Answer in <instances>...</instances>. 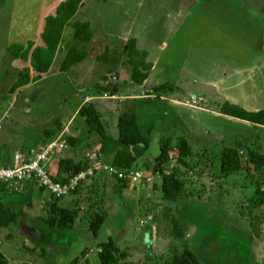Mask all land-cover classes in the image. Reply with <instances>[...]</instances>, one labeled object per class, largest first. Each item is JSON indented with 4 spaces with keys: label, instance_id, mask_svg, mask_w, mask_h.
<instances>
[{
    "label": "rangeland",
    "instance_id": "rangeland-1",
    "mask_svg": "<svg viewBox=\"0 0 264 264\" xmlns=\"http://www.w3.org/2000/svg\"><path fill=\"white\" fill-rule=\"evenodd\" d=\"M90 4L92 0H88L84 8L87 16L97 13ZM129 8L131 11H127L126 14L116 13L113 16V23L118 26L124 22L121 20H127L126 23L128 22L131 27V34L128 37L135 38L138 47L147 51L149 61L152 60L150 62H154L153 64L158 67V73L150 71L151 75L155 78L158 76L160 82L165 81L172 87L162 90L167 97L176 96L185 99L192 96L203 97L205 102L199 104L200 107L212 112H220L221 106L228 101L212 99L213 89L209 85H203L204 81L209 82V78L214 79V73H217L222 77L225 76L228 83L240 82L244 78L241 72L243 71L247 72L246 76L255 75L252 83L257 84V80L264 76V70L263 73L257 70L254 74L255 68L241 69L245 64L264 63V21L259 19L264 16V0H142L141 6L135 0H130L126 10ZM8 13L11 16L10 6L0 2V14ZM72 31V27L68 26L64 32L65 40L61 44L54 69L48 74L41 75L38 81L14 92L11 88L18 79L19 72L29 63H21L20 69L13 67L10 53L0 50L1 60L4 57L0 63V126L2 127V124L5 126L4 129L0 127V131L3 135L11 133V136H16L18 139L23 136L30 144H34L37 137H42L49 129L58 131L59 136L64 127L69 129L72 126L80 127L82 121H80L81 117L76 115V111L83 101L87 100V95L95 96L103 92L112 95L115 84L122 88L124 85L128 87L127 83L132 76L131 65H124L119 69L113 59L103 61L101 57L106 54L105 48L90 51L89 58L74 65L68 73L58 72L57 68L66 53L65 47H70L74 42L69 38ZM104 37L103 39L108 42L105 44L110 49L113 47L116 50L117 46L120 47L108 56L116 59L119 55L118 58L121 60L124 56V40L109 34ZM99 39L100 45L104 44L102 37ZM169 64L177 69L175 70L177 78L174 75L171 78L175 80L169 78V74H172L170 71L166 74V71H163ZM190 65L196 68L190 71ZM102 87H108L109 91L100 90ZM249 87L251 88L247 86V89ZM254 87L256 89L257 85ZM244 88L245 86L237 91H243ZM141 90L142 88H135L137 93H141ZM256 93L257 90L255 95ZM161 95L159 92V97ZM122 96L127 94L121 91L117 96L119 99L96 101L106 129L114 136L120 147H123V144L118 141L116 117L119 111L124 112L125 103L129 102L125 100L123 103L120 98ZM252 98L249 97L243 102L248 109L255 108V103H259V100L256 102L255 98ZM260 101L264 105V96H261ZM138 102L136 109L143 115V118L139 116V120H146L144 118L148 110L158 108L171 110L170 103L161 98ZM182 113L184 115L173 116L156 124L157 133L152 137L149 157L151 160L159 155L160 141L163 137L165 139L173 137L171 139L175 140L181 136L189 140L193 152L185 158L186 165H180L175 157L178 162L176 173L185 182L183 194L186 197L184 199H187L185 214L192 222H197L198 227L184 220L183 228L191 227L195 230L190 231L186 240H175L171 233L172 215L167 216L168 213H165V206L171 205V202L162 199L159 190H152L155 185L161 187L163 184V177H155L149 184V193L146 189L145 195L136 196L137 199L140 196L145 197L143 203L145 211L138 214V217L143 219L146 213L147 216L152 214L156 223H159V235L164 240L163 250L159 248L155 251L156 256L148 258L146 251L134 252L139 255L137 257L139 260H136L135 254H131L128 257L130 262L125 261L122 264H167L171 260L172 253L181 252L184 246L189 247L202 264H264V233L256 240L251 233L253 232L251 222L256 221V217L264 221V205H258L254 200L258 197V189H264L261 183L264 180V168L262 172H257L255 166L249 162L251 150L264 154V127H255L246 122H232L226 118L206 114L193 116L185 111ZM1 120L4 122L2 123ZM95 148L94 146L92 153H97ZM225 148L237 149L243 165L240 170L228 175L221 173L222 152ZM70 149L68 146L65 157L73 153L74 150ZM171 164L167 166L168 174L175 170L169 169ZM138 166L141 168L138 169L139 171H148L143 168V164L138 163ZM120 183L122 181H119ZM128 183L145 188L141 180ZM98 191L95 197L97 202L102 195V190L98 189ZM43 192L48 195L47 191ZM143 198L139 200L143 201ZM70 199L71 197L66 198L62 203L69 202ZM38 210L37 206L34 209L26 207L23 213L36 215L40 212ZM84 212L85 218L88 213ZM137 219L136 217V226L140 227ZM262 228L264 229V223ZM134 234L135 231L129 235L126 243L119 242L123 251L134 245L132 239ZM23 238L22 236L17 238L21 249ZM98 249L95 247L96 251ZM41 252L42 250L37 249L36 255L40 253V261L44 258ZM126 252L130 254V250ZM161 252L164 254L160 255ZM91 259L95 264H101L98 255L94 254ZM75 261V264H78L79 261ZM86 263L87 261L83 264Z\"/></svg>",
    "mask_w": 264,
    "mask_h": 264
},
{
    "label": "crops",
    "instance_id": "crops-1",
    "mask_svg": "<svg viewBox=\"0 0 264 264\" xmlns=\"http://www.w3.org/2000/svg\"><path fill=\"white\" fill-rule=\"evenodd\" d=\"M63 1L65 0H0L2 4H8L10 6V10H12L11 16L10 13L5 15L0 14V50L8 51V47H10V45L12 44H27L29 41H34L36 43V46H44L41 35L45 28L46 18L50 15H54L58 6ZM129 1L130 0H92V4L90 5L91 7L97 10V13L90 14V16H87L85 14L84 8L88 0H84L82 8L75 15L73 21H90L94 30L93 40L86 45V49H88V54L85 60L89 58L90 51L92 52L93 50L105 48V52H109L108 54H112L120 49V47L118 46L116 47V50L113 47H111L110 49V47L107 45L108 42L103 39L105 38L104 35L106 36L107 34H109L110 36H119L121 39L124 40L125 43L129 39H131L128 37L129 34H131V27L129 26L128 22L126 23L127 20H121L124 22L118 24V26L113 23V16L116 13H121V15H123L126 14L127 11H131V8H129V10H126V6L128 5ZM135 2L138 3L139 6L142 5V0H135ZM80 15L82 17H80ZM259 19H262L264 21V16L259 17ZM100 37H102L104 41V44L102 45H100ZM69 38L71 39V35L69 36ZM105 42L107 44H105ZM125 43L123 45V51ZM84 45L85 44L78 45L74 41L70 47H65V51L67 52L71 47L74 46L81 47ZM118 57L119 55L116 57V59L112 58V56L110 58L109 55L105 60L110 61L111 59H113L112 61H114V64L119 69L123 68L124 65L130 66L125 53L124 56H122L121 60H119ZM57 58L58 56L56 57V60ZM10 59L12 66L17 67L19 69L21 67V63H26L22 60L14 61L12 60V58ZM149 59L147 58V62L152 65L151 73H158V67L153 64L154 62H150L152 60L149 61ZM3 60L4 57L2 60L0 57V63ZM28 66H30V64ZM28 66H24L23 68ZM53 66H55V63ZM194 68L196 67L190 65L189 70L192 71ZM253 68H255L256 70L254 74L257 72V70L258 72L263 73L262 71L264 70V63H257L255 65L245 64V67L241 69L253 70ZM53 69L54 67H52V70ZM175 70L177 69L173 68V66L171 67L169 64L163 71H166L165 74L170 71L172 74H169V78L171 79L173 75L176 77L177 71ZM58 72L60 71L58 70ZM241 72L244 74L242 76L244 78H242L240 82L234 81L232 83H228V81L225 80V76L222 77L221 75L214 73V79L209 78V82L204 81L205 84L203 85H209V87L213 89L212 99L219 98L224 100V102L228 101L232 104H236L239 106L242 105L245 109L249 111L264 110V105L261 104L262 102L260 101L261 96H264V76L259 81L257 80V84H253L252 81L255 79V75L253 77H249L246 76L247 72ZM151 73L148 76V79L142 85L133 82L131 80V76L130 81L127 83L128 87H125L124 85V88H122L118 84L113 85L112 89L114 90L116 88V93L115 95L114 93L112 95H109L110 98L106 99L103 96L104 94H108L109 92H103L102 94L95 96L87 95V100H84L79 107L80 109L81 106L85 103L94 102L96 106V101L119 99V97H117L118 94L121 91L125 92L127 96H122L120 98L121 100H123V103H125V100L129 102L125 103L124 112L119 111L118 116L116 117L117 129L118 120L121 114H136L138 117L139 130L143 136L149 138V146H146L144 144H123V147H120L117 145L114 136L109 134L108 129H106V137L104 138L98 136V134L96 133L88 134V128L84 120L81 118L80 121H82V124L80 125V127L72 126L71 129L64 127L63 129H61L62 131H60L61 134L56 137V139L61 136L70 138L75 137L76 143L73 146L69 145L71 148L70 150L73 149L74 151L67 157H72L76 161H79L82 159H89L91 154H97V156L102 160V162L110 165L112 164L115 156L118 153H122L124 155L135 158L136 162L133 165L134 170L132 171H136L135 169L139 171L138 169L141 168L138 166V163L143 164V168L147 169V164L153 160H150L149 157V147L151 145L152 137L157 133L156 124L165 121V119L167 120V118L173 116L179 117V115H184L182 112L185 111L193 116L206 114L209 116L226 118L232 122H246L231 116H227L220 112H212L209 110H205L204 108L200 107L199 104H192L191 99L192 97L196 96H192L189 99H185L184 97L179 98L176 96L167 97L166 94L162 93V90H158L157 88L169 83L165 81L160 82V80L157 79L158 76L157 78H155L153 75H151ZM150 82L152 83V85H150ZM110 83L112 84V82ZM254 85H257L256 89ZM244 86L245 88L243 91H237V89L243 88ZM247 86H251V88L249 87L247 89ZM136 87L142 88L141 93H137V91H135ZM149 88L153 90V92ZM255 90H257L256 95ZM230 91H232L231 94ZM159 92H161L162 94L160 97ZM249 97H254L256 102L257 100H259V103H255V108L248 109V106L243 103L244 100L247 101V98ZM29 98L30 96L28 97V99ZM154 98H161V100H164L165 102L168 101L170 103L169 109L171 110H160V108H158L157 110H148V113L144 118L146 120H139V116L143 118V115L138 112V109H136L137 104L139 103L138 101L144 100L146 102ZM197 98H201L202 103L205 102V99L203 97ZM31 99H33V97ZM14 100H16V98H14ZM79 109L76 111V115H78ZM100 115L103 121V115L101 113ZM78 117L80 116L78 115ZM161 117H164V119L162 120ZM234 119L237 121H235ZM1 122L3 123L4 121L1 120ZM103 123L105 124L104 121ZM250 124L254 126V124ZM1 128L4 129L5 126L2 124ZM150 129L151 132L149 133ZM37 133L39 132L37 131ZM10 136L11 133L3 135L0 131L1 163L7 159L8 161L10 159L11 162H13V157L16 153H26L28 148L44 146L48 143V139L47 141H45L44 135L42 137H37L34 144L28 143L26 141V138L23 136L19 139L16 136H11V138ZM167 138L171 139L173 137ZM188 143L190 144L189 140ZM94 146L96 147L95 150H97V153H92V149L94 148ZM65 153L66 150L62 154L52 157L51 160L47 163V167L51 175L57 174L59 159L65 157ZM176 165L177 164H175L174 166ZM140 171L144 172L145 174H152L150 170H148L147 172L143 170ZM128 182L127 185L124 186L123 183L119 184L117 180H115L113 177H110L106 173H98L95 177L84 180L78 192H75L72 195L60 199L58 201H56L55 198L48 191V195L45 194V192L42 193V191L46 190H40L31 183L26 184L22 190L10 189L9 187H7L6 189L0 188V209L2 207L7 208V210H5V215L1 217V221H4L5 223L2 222L0 225V251L7 258L9 264H75V260L79 261L78 264H83L85 261H87L86 264H95V262L91 259L94 254L98 255V251L95 250V247H98L100 244L108 242L110 239H112L114 240L116 245L121 250H123L122 246L119 245L121 244L119 242L121 241L122 243H126L129 235L132 234L133 231H135V234L132 236V239L134 240V245H131L132 248H127V250H130L129 256L131 254L137 253L138 251H146L147 258L149 256H156L155 251H157L159 248L163 250L162 244L164 243L162 236L159 235V223H156V220L152 216V214L147 216L146 213V216L143 219H139L140 217H138V214H140L142 211H145V206L143 205V203H145V197H139V199L143 198V201H140L136 197L139 196V194L145 195L146 189L149 193V183L144 181L142 185H144L145 188L142 189L140 188V185L136 186ZM98 189L102 190V195L99 200V202L102 201V204H99V202L95 200V197H97V193L99 192ZM152 190L155 191L154 187H152ZM69 197H71L69 202L62 203L64 199ZM184 198L186 197L182 196L175 202H171V205L165 206V213H168L167 216L172 214V216L176 215L181 221L182 225L185 220L194 224V227H198L196 225L197 222H192L191 219L187 216V214H185L186 211L184 210L186 208L187 199ZM54 205L61 208H68L71 210L79 211V216L76 219L75 223L72 225V227L56 229L50 227L45 222L43 218L48 215ZM36 206L39 209L38 211H40L38 214L24 215L23 212L26 207H31L34 209ZM101 208L105 210L106 218L104 220L103 226L100 230L98 237L94 238L88 228L89 221H87V219L90 218L91 214L95 213V211H99ZM84 210L86 211L84 212ZM83 212L88 213L85 218ZM136 217L138 218L137 220L140 223V227L136 226ZM153 218L155 221L153 220ZM185 230L187 231V236L185 238L186 240L187 237L190 235V231L195 229L191 227H185ZM18 236H22V238L24 237L22 249L17 239ZM256 239L257 238H255V240ZM37 249L42 250L41 254H43L44 256L42 261H40L39 259L40 253L36 255ZM127 250L125 249V251ZM159 254L163 255L164 252H161ZM138 256V254H135V258H137ZM136 260H139V258H137ZM126 262H130V259L128 258Z\"/></svg>",
    "mask_w": 264,
    "mask_h": 264
},
{
    "label": "trees",
    "instance_id": "trees-1",
    "mask_svg": "<svg viewBox=\"0 0 264 264\" xmlns=\"http://www.w3.org/2000/svg\"><path fill=\"white\" fill-rule=\"evenodd\" d=\"M83 4L84 0H65L60 3L54 15H50L46 18L45 28L41 35L44 46H36L34 41H29L27 44H12L8 47V52L12 60H22L30 64V66L23 68L19 72V77L14 82L11 91L14 92L32 82L38 81L41 78V74L49 73L52 70L58 51L60 50L61 44L64 42V31L68 26L72 27L73 31L71 33V38L77 44L87 45L93 40L94 30L89 21L72 22ZM85 45L81 47H71L61 60L58 70L68 73L74 65L84 61L88 54ZM124 53L126 54L128 63L132 67V81L139 85L144 84L152 69V65L147 62V51L140 50L137 46V40L131 38L125 43ZM107 56L108 53L106 52L105 56L101 58L105 60ZM166 88L171 89L172 87L166 84L157 89L165 90ZM100 90L109 91L108 87H102ZM113 93L115 95L116 88L114 90L112 89V94ZM220 112L227 116L250 122L255 126L264 127V110L249 111L239 105L226 102L221 106ZM78 115L84 120L88 128V134L96 133L102 138L106 137V126L94 102L83 104L78 111ZM59 129H61L60 125ZM118 132V138L122 144H144L146 146L150 144L149 138L143 136L140 132L138 117L134 113H123L120 115L118 120ZM150 132L151 129L149 130V133ZM44 134L45 141L48 139L47 142L49 143L56 139L58 131L49 129L46 130ZM67 141L70 146L76 143L75 137H67ZM160 143L161 152L155 159L147 164V169L150 170L152 174H161L163 177V184L161 187L155 185L154 190H159L162 193V199L175 202L185 193V182L177 176L176 166L173 167L175 170L170 174H165V171L168 168V164L171 162V157H176L180 164L186 165L185 158L190 156L193 150L185 137H178L175 140L163 138ZM38 147L41 146H36V148ZM30 149L32 148H28L27 150ZM9 161L7 159L2 163L0 162V165L11 166L13 162H11L10 159ZM135 162L136 160L134 157L118 153L111 165L129 173L134 170L133 165ZM249 162L255 166L257 172H262L264 168V154L256 150H251ZM89 167V159L76 161L72 157H63L59 159L58 172L56 175H53V179L58 183L65 184L68 183L72 177L87 170ZM242 167V161L237 149L225 148L222 152L221 172L224 175H228L240 170ZM127 182V179L122 181L124 186L127 185ZM261 183L264 185V180ZM81 185L76 192L81 188ZM7 187L8 185L6 183L0 184V188L6 189ZM55 200L58 201L60 199ZM254 200L256 204L264 205V189H258V197ZM99 204H102V201L99 202ZM0 210L1 225V223L4 222L1 221V217L5 215V210H7V208L2 207ZM78 216V210L61 208L54 205L48 215L43 219L52 228L64 229L72 227ZM105 218L106 212L102 208L90 215L88 228L94 238L98 237ZM256 219V221L252 220L254 222H251L253 231L251 233L253 238H258L264 233V229L262 228L264 221L258 217H256ZM171 233L175 240L178 241L184 240L187 236V231L183 228L181 221L176 215L171 217ZM98 248V258L101 264H122L129 257V254L121 250L112 239L100 244ZM0 264H9L7 258L1 251ZM167 264L202 263L189 247L184 246L181 252L174 251L172 253L171 260L167 262Z\"/></svg>",
    "mask_w": 264,
    "mask_h": 264
},
{
    "label": "built area",
    "instance_id": "built-area-1",
    "mask_svg": "<svg viewBox=\"0 0 264 264\" xmlns=\"http://www.w3.org/2000/svg\"><path fill=\"white\" fill-rule=\"evenodd\" d=\"M104 98H110L109 94H104ZM191 103L198 105L202 103L201 98L192 97ZM69 144L67 137L61 136L54 141L38 148H32L27 152L16 153L13 157L11 166L0 165V184H7L10 189L22 190L28 183L33 184L40 190L48 191L55 199H63L76 192L84 180L95 177L98 173H106L117 181L128 180L130 182H147L149 184L156 178L162 177L161 174H145L141 171H130L129 173L120 168L109 165L97 156L91 154L89 157L90 167L80 174L72 177L68 183L62 184L54 181L53 175L47 169V163L52 157L62 154ZM175 157H171L173 168ZM166 170L165 174H168Z\"/></svg>",
    "mask_w": 264,
    "mask_h": 264
}]
</instances>
